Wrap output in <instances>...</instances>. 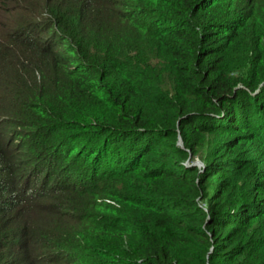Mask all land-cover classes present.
I'll return each instance as SVG.
<instances>
[{"label": "trees", "instance_id": "16d2710c", "mask_svg": "<svg viewBox=\"0 0 264 264\" xmlns=\"http://www.w3.org/2000/svg\"><path fill=\"white\" fill-rule=\"evenodd\" d=\"M0 264H264V0H0Z\"/></svg>", "mask_w": 264, "mask_h": 264}, {"label": "rangeland", "instance_id": "374dc122", "mask_svg": "<svg viewBox=\"0 0 264 264\" xmlns=\"http://www.w3.org/2000/svg\"><path fill=\"white\" fill-rule=\"evenodd\" d=\"M205 139H209V136H206ZM209 144H203L200 149H199V155L198 157L195 158V161L193 163V165H196L198 166V168L200 169H204L205 168V160H206V157L208 156L209 154ZM214 189V188H212ZM211 250H213V248H211Z\"/></svg>", "mask_w": 264, "mask_h": 264}, {"label": "water", "instance_id": "95a60500", "mask_svg": "<svg viewBox=\"0 0 264 264\" xmlns=\"http://www.w3.org/2000/svg\"><path fill=\"white\" fill-rule=\"evenodd\" d=\"M178 144L181 145V140H180V138H178Z\"/></svg>", "mask_w": 264, "mask_h": 264}]
</instances>
